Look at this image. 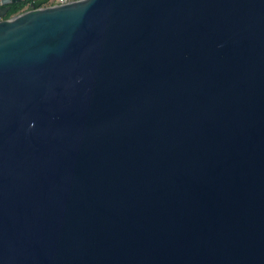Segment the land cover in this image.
I'll return each mask as SVG.
<instances>
[{"label": "water", "instance_id": "95a60500", "mask_svg": "<svg viewBox=\"0 0 264 264\" xmlns=\"http://www.w3.org/2000/svg\"><path fill=\"white\" fill-rule=\"evenodd\" d=\"M49 1L0 19V264H264V0Z\"/></svg>", "mask_w": 264, "mask_h": 264}, {"label": "trees", "instance_id": "16d2710c", "mask_svg": "<svg viewBox=\"0 0 264 264\" xmlns=\"http://www.w3.org/2000/svg\"><path fill=\"white\" fill-rule=\"evenodd\" d=\"M36 0H20L11 4L9 11L4 15H0V19L9 18L13 15L21 13L31 8L32 3Z\"/></svg>", "mask_w": 264, "mask_h": 264}, {"label": "built area", "instance_id": "2783aa9c", "mask_svg": "<svg viewBox=\"0 0 264 264\" xmlns=\"http://www.w3.org/2000/svg\"><path fill=\"white\" fill-rule=\"evenodd\" d=\"M68 1H70V0H50L49 4H59V3H65Z\"/></svg>", "mask_w": 264, "mask_h": 264}]
</instances>
